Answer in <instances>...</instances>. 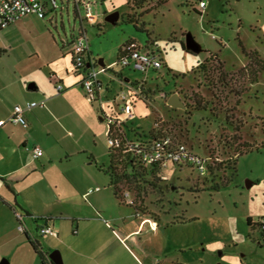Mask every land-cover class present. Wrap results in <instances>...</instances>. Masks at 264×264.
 <instances>
[{
  "label": "rangeland",
  "instance_id": "374dc122",
  "mask_svg": "<svg viewBox=\"0 0 264 264\" xmlns=\"http://www.w3.org/2000/svg\"><path fill=\"white\" fill-rule=\"evenodd\" d=\"M98 1L94 12L101 19L118 10L123 20H107L101 30L96 21L84 22L87 38L92 43L100 38L105 67L121 71L123 78L133 82L139 80L132 92L141 88L146 99L135 102L127 129L170 132L195 154L210 157L218 170L213 177L202 178L196 171H179L170 165L162 169V177L147 173L118 180V194L131 196L158 225L138 237L163 249L157 264H232L237 257L239 264H264V0H204L205 9L199 7V0ZM131 20L145 23L149 44L163 60L159 70L143 74L113 65L118 40L136 31L132 22L127 23ZM47 25L57 43L45 40L40 58L28 61L29 67L43 66L45 71L64 64V33L74 28L77 34L80 21L71 5L63 23L59 19L57 28ZM30 33L26 38L37 37L35 30ZM187 33L200 43L201 51L183 48ZM142 34L147 40V34ZM1 42L12 56L22 52L19 36L7 37L4 30ZM250 51L260 61L254 57L255 63L249 65L246 52ZM0 52L6 51L0 46ZM99 78L103 80L101 101L115 117L125 119L118 94L128 91L129 85L109 71H100ZM174 93L183 107L168 105ZM93 105L99 113V101ZM103 119L108 130V120ZM107 140L105 133V146Z\"/></svg>",
  "mask_w": 264,
  "mask_h": 264
},
{
  "label": "crops",
  "instance_id": "0c3cea01",
  "mask_svg": "<svg viewBox=\"0 0 264 264\" xmlns=\"http://www.w3.org/2000/svg\"><path fill=\"white\" fill-rule=\"evenodd\" d=\"M48 2L45 0L49 8ZM61 2L56 10L49 8L46 18L27 15L0 29L5 30L7 37L19 36L22 47L21 53L12 56L0 43L6 51L0 52V264H42L27 236L35 237L52 262L50 254L58 250L63 264H157L163 249L143 243L142 237H138L158 228L156 221L145 216L149 213L139 209L131 196L119 197L106 173L108 160L104 155L109 147L103 142L107 130L101 122L103 114L113 112L102 100L98 120L93 101L86 100L82 73L73 68L74 28L70 34L64 33L61 51L64 64H58L59 68L48 67L46 71L43 66L35 69L28 66L29 60L40 58L45 40L57 43L47 23L55 28L59 19L63 23L64 13L70 12L72 3ZM107 13L104 19L95 13L100 30L112 13L117 14L114 21L123 20L118 10ZM135 29L116 43V59L120 47L128 40L146 49L144 32ZM33 30L37 37H31L32 41L26 34ZM97 39V43L89 41L88 59L100 67L106 61L102 42ZM149 49L153 50L152 46ZM108 71L116 78L123 75L121 71ZM122 79L129 86L139 81ZM99 80L101 98L103 80ZM58 84L62 86L59 91ZM44 98V107L24 112L27 127L9 120L16 105ZM123 127L127 132V127ZM35 145L43 150L38 158L31 154ZM90 189L94 190L89 192ZM16 210L25 215L24 232L18 228ZM42 225H50L57 237L40 234L38 229Z\"/></svg>",
  "mask_w": 264,
  "mask_h": 264
},
{
  "label": "built area",
  "instance_id": "2783aa9c",
  "mask_svg": "<svg viewBox=\"0 0 264 264\" xmlns=\"http://www.w3.org/2000/svg\"><path fill=\"white\" fill-rule=\"evenodd\" d=\"M96 1L71 0L75 16L80 21L79 32L72 35L71 53L74 69L82 73L81 85L85 90L86 97L91 101H99L101 104L102 101L99 96V89L101 88L99 72H105L109 69L105 66L99 67L89 62L90 43L86 30L82 27V23L84 22H95L97 20V15L94 12ZM48 4L51 10H56L59 7L57 0H49ZM198 4L200 8L205 9L206 2L204 0H199ZM49 8L45 0H0V29L8 27L14 21L27 15L46 18ZM115 63L113 64L114 66H116ZM119 66L146 73L151 69L159 70L163 66V60L155 51L143 49L136 42L128 40L120 47ZM118 77L119 80H123L122 77ZM132 87L130 84L128 91L121 90L120 94H118L119 106L125 115V119L118 116L115 117L114 113H111L109 118H107L106 114H103V117L108 120L107 144L109 149H121L124 153H131L143 165H154L161 169L172 164H191L200 175H205L210 157H202L195 154L185 142L178 140L170 132L159 133L152 139L135 141L130 139L123 129V122H126V120L133 116L134 106L130 96V89ZM61 88V84H58L57 90L59 91ZM135 92L142 93V90L137 87ZM45 105V98L18 104L13 108L9 120L27 127L28 122L24 117V112L35 107H44ZM42 153V148L37 145L31 148L33 158H38ZM94 189L97 190L99 187ZM94 189H90L89 192ZM15 216L18 220L19 230L26 231L25 215L21 211L16 210ZM38 232L42 235L57 237V232L50 225L40 226Z\"/></svg>",
  "mask_w": 264,
  "mask_h": 264
},
{
  "label": "trees",
  "instance_id": "16d2710c",
  "mask_svg": "<svg viewBox=\"0 0 264 264\" xmlns=\"http://www.w3.org/2000/svg\"><path fill=\"white\" fill-rule=\"evenodd\" d=\"M166 1L167 0H161V3L166 2ZM128 22H132L136 28H139L140 31L145 32L147 34L148 39L146 40V43L144 44V48L149 49V46H152V45L149 44L150 32L146 29L145 23L141 22V23L137 24L138 23L137 20H131ZM131 41H134V40H131ZM134 42H136V41H134ZM137 44L142 48V46L139 43H137ZM182 46L185 49L184 44ZM243 49L245 50L244 46H243ZM246 54L249 57V63H248L249 65H252L255 63L254 57H255V59H257V61H260V59H259L260 57L258 56V54L256 52L250 51V52H246ZM119 55H120V50H119V54H118L117 59H116V63H115L116 66H119ZM261 64L263 65L264 62L261 61ZM201 66H204V64L202 63ZM137 84H138V82L136 81V82L132 83L131 85L136 86ZM130 92H131L130 96L132 99L133 106L137 100L146 101V99L141 96L142 93H136V92L133 93L132 89H130ZM123 126L128 127L126 122H123ZM129 129L130 130L127 129L128 131L126 132V134L129 133V131L132 133V136H130V139L132 141L142 140V139H152L157 134H159V132H157V131H155V132H153V131L138 132V131H136V129H132V128H129ZM108 153H109V156H108L109 160H108V163L106 164L105 170H106V173L110 177L111 185L114 187L117 195H119V194H118L117 188L115 187V184H116V182H118V180H120L122 178L143 176L147 173L150 175H153L156 173L160 177L163 176V174L161 173V171H162L161 168L156 167L154 165H143L139 160H137L135 158V156L131 155V153H124L121 149H109ZM171 166L177 167L179 169V171L182 170L183 168L190 169L191 171H196L198 174L197 177H202V178L213 177V175L218 171L217 166L215 167L214 162L212 161L211 158L207 164V173L205 175H200L198 173V171L194 168V166L191 164H183V165L172 164ZM119 197H120V195H119ZM26 214H28V213H26ZM248 223L251 224L250 218L248 219ZM27 237H28L31 245L33 246V248L40 255L41 260H42V264H54L51 260H49L46 257L45 253L41 250V246L38 243V241L36 239L31 238L30 236H27Z\"/></svg>",
  "mask_w": 264,
  "mask_h": 264
},
{
  "label": "water",
  "instance_id": "95a60500",
  "mask_svg": "<svg viewBox=\"0 0 264 264\" xmlns=\"http://www.w3.org/2000/svg\"><path fill=\"white\" fill-rule=\"evenodd\" d=\"M116 17H117V14L112 13L111 15H109L107 17V20L114 21ZM184 46H185L186 50L194 52V53H197V52L202 50L200 43L194 38V36L191 33L186 34ZM167 103H168V105H171L174 107H178V106L183 107L184 106L183 101L180 99V97L177 93L172 94L169 97V99L167 100ZM50 257L55 264H63L60 252L58 250H54L50 254Z\"/></svg>",
  "mask_w": 264,
  "mask_h": 264
},
{
  "label": "clouds",
  "instance_id": "9594fccd",
  "mask_svg": "<svg viewBox=\"0 0 264 264\" xmlns=\"http://www.w3.org/2000/svg\"><path fill=\"white\" fill-rule=\"evenodd\" d=\"M109 10H111V6H109ZM232 264H239V258H234Z\"/></svg>",
  "mask_w": 264,
  "mask_h": 264
}]
</instances>
